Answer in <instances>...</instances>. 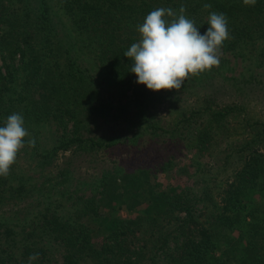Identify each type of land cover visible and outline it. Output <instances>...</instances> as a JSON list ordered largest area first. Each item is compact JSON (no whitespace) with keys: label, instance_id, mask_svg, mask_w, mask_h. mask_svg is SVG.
<instances>
[{"label":"trees","instance_id":"1","mask_svg":"<svg viewBox=\"0 0 264 264\" xmlns=\"http://www.w3.org/2000/svg\"><path fill=\"white\" fill-rule=\"evenodd\" d=\"M182 5L201 34L211 12L228 17L220 65L180 90H150L124 53L147 14L179 15ZM116 88L128 98L118 107L108 95ZM251 98L264 103V0H0V127L20 113L30 132L49 130L51 148L24 147L40 164L70 152L37 188L23 170L0 176V202L45 195L22 225L0 223V264H264V118ZM164 101L173 116L166 126L154 111ZM111 116L127 131L99 133L98 119ZM144 134L191 138L198 179L158 189L151 169L119 164L75 176L76 158ZM219 142L225 163L213 166ZM53 180L65 186L56 197L47 193Z\"/></svg>","mask_w":264,"mask_h":264},{"label":"rangeland","instance_id":"2","mask_svg":"<svg viewBox=\"0 0 264 264\" xmlns=\"http://www.w3.org/2000/svg\"><path fill=\"white\" fill-rule=\"evenodd\" d=\"M232 63L235 60L232 58ZM239 70V67L237 68ZM113 93H109L110 97L115 98V106H119V100L123 102L127 101V96H119L120 89L116 88L112 90ZM131 90H127L126 94H131ZM187 101L191 102L190 96ZM249 107L252 112L256 113L260 117L264 118V103L253 100L249 101ZM135 102L131 103L130 107L133 108ZM154 108V107H153ZM171 107L169 101H164L156 105L154 111L157 114V118L162 125H169L172 122L173 116L171 114ZM174 115V114H173ZM99 125L98 131L101 134H119L127 131L123 117L120 119H114L113 116L109 118L98 119L96 124ZM194 127V126H193ZM30 132V131H29ZM39 134H34L30 132V137L34 138L37 142L38 152L45 151L51 148L53 141L51 139V134L49 130L42 129L38 131ZM222 141V140H220ZM191 138L184 134H172L169 137H155L152 138L149 134H144L135 143H119L113 147L106 150L97 152L95 155L82 156L78 159L74 165L75 176L76 177H89V174L101 173L104 169H111L116 164L123 166L128 171H134L141 167L151 169L153 174L151 176L152 182L158 189L170 188V186H185L187 184H193L197 177L193 176L195 171L196 162H198L196 150H192ZM26 146L30 149L31 146ZM224 143L219 142V146L215 147L213 150V156L208 157L209 163L213 166L225 163V152L223 150ZM59 150V154L51 164H40L38 158H33L32 155L26 153L23 148L19 154L17 162L11 167V169L18 171L23 170L27 177H30V182H32L37 188L43 184L46 175L49 171L56 170V163L62 164L69 157L70 152H62ZM35 157V154H34ZM170 162V166L163 168L166 162ZM209 168H212L209 167ZM54 172V173H55ZM56 174V173H55ZM52 176V175H51ZM55 186L50 191L52 196H59L58 189L65 187L64 185H57L53 180ZM47 185V184H46ZM86 192L89 195L92 191L89 187H86ZM46 193V194H47ZM45 195H41L38 191L35 194L29 195L21 200L15 199L10 201L0 202V223L7 220L9 223H16L22 225L24 219L30 220L32 216L36 215L38 210L42 208V200ZM123 216L127 213L121 212ZM17 228V226H16ZM21 230V229H19Z\"/></svg>","mask_w":264,"mask_h":264},{"label":"clouds","instance_id":"3","mask_svg":"<svg viewBox=\"0 0 264 264\" xmlns=\"http://www.w3.org/2000/svg\"><path fill=\"white\" fill-rule=\"evenodd\" d=\"M257 0H243L246 6H255ZM210 9V4H204ZM181 6L179 15L172 8L151 11L138 31L141 39L124 53L133 62L130 71L137 76V83L159 91L180 90L187 79L219 67L222 47L230 38L228 17L224 13L211 12L209 25L203 34L194 20L185 15ZM30 132L22 114L9 115L0 127V176L7 177L17 162L19 152L26 146L34 147L35 139H27ZM39 253L29 257L36 259Z\"/></svg>","mask_w":264,"mask_h":264}]
</instances>
